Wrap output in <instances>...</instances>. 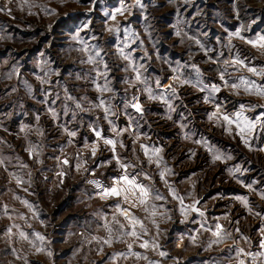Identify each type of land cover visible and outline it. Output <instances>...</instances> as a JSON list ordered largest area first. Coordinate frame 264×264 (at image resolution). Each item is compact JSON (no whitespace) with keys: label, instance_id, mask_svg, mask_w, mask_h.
Listing matches in <instances>:
<instances>
[{"label":"rangeland","instance_id":"1","mask_svg":"<svg viewBox=\"0 0 264 264\" xmlns=\"http://www.w3.org/2000/svg\"><path fill=\"white\" fill-rule=\"evenodd\" d=\"M0 9V264H264V0Z\"/></svg>","mask_w":264,"mask_h":264},{"label":"crops","instance_id":"2","mask_svg":"<svg viewBox=\"0 0 264 264\" xmlns=\"http://www.w3.org/2000/svg\"><path fill=\"white\" fill-rule=\"evenodd\" d=\"M137 200V199H136ZM121 202H123V208L126 210V211H128V203H127V201L126 200H122ZM146 202H147V200L145 199L144 200V204L143 205H145L146 204ZM135 204H138L139 202H138V200H137V202H134ZM125 210H123L122 208L120 209V212H121V214L125 211ZM83 228H85L84 226H83ZM79 230H82V228H79ZM78 233H82V235L84 236V235H91V234H94L95 235V230L94 231H89V232H82V231H79ZM121 250H122V248H121ZM123 250H127V245L126 246H123ZM112 251H113V249H108V252H111L112 253ZM63 252H65V250H63V251H61L59 254H57L58 255V258H60V259H63L62 261H60V260H58V261H54L52 264H73V260L72 261H69V262H67L66 261V258H65V255H64V253ZM75 264H84V261H82V260H76L75 261ZM85 264H86V262H85Z\"/></svg>","mask_w":264,"mask_h":264},{"label":"snow or ice","instance_id":"3","mask_svg":"<svg viewBox=\"0 0 264 264\" xmlns=\"http://www.w3.org/2000/svg\"><path fill=\"white\" fill-rule=\"evenodd\" d=\"M0 10H3V9H0ZM117 11L119 12L120 9H117ZM113 18H115V17H113ZM262 39H264V38H262ZM262 46H264V45H262ZM250 71H255V69H250ZM137 79H139V75H137ZM133 106L137 109V111L141 110V106L139 104H135ZM224 119L225 120H229V118L227 116H225ZM229 122H231V121H229ZM73 135H74V133H73ZM106 143L111 144L113 142L112 141H106ZM93 151H95V150H93ZM65 163H67V161H65ZM141 192H142L143 195H145V196L147 195V190L143 189L142 187H141ZM105 194H108V195H119L120 193L118 192V190L116 188H112L110 190H107ZM141 202H143V200ZM125 214L127 215V213H125ZM217 227L219 228V225ZM132 234L135 235V232H133ZM21 235H23V233ZM41 239H43V237H41ZM105 242L108 243L110 241H105ZM261 244H262V246H264V241H262ZM142 246H146V244L142 245ZM129 247H131V246L129 245ZM162 255H163V253H162ZM241 264H243V261H241Z\"/></svg>","mask_w":264,"mask_h":264}]
</instances>
